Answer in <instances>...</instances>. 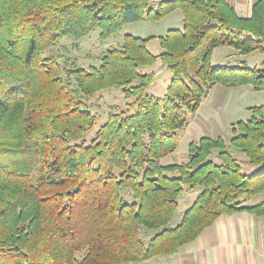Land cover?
Listing matches in <instances>:
<instances>
[{"label": "trees", "instance_id": "obj_1", "mask_svg": "<svg viewBox=\"0 0 264 264\" xmlns=\"http://www.w3.org/2000/svg\"><path fill=\"white\" fill-rule=\"evenodd\" d=\"M151 2L0 0V264H140L177 254L222 216L264 217V202L247 205L264 193V106L229 144L202 138L187 162H162L215 85L264 92V63L211 65L221 47L264 55V0L251 18L228 0ZM177 10L184 28L160 38V55L147 48L153 37L130 34L96 65L59 51ZM159 61L172 75L163 98L147 92L156 74L141 72ZM113 88L126 110L98 126L90 101ZM183 194L192 202L173 227Z\"/></svg>", "mask_w": 264, "mask_h": 264}, {"label": "rangeland", "instance_id": "obj_2", "mask_svg": "<svg viewBox=\"0 0 264 264\" xmlns=\"http://www.w3.org/2000/svg\"><path fill=\"white\" fill-rule=\"evenodd\" d=\"M153 1V0H151ZM160 0H156L158 4ZM153 4V5H154ZM183 14L180 10L170 14L160 21H151L148 19L136 21L125 25L118 30L107 41L99 39L100 29H96L90 35L78 42V48L75 47L76 42L68 41L66 38L62 46L65 47L67 53L59 51L71 59L76 58L78 63L85 66L97 64L99 56L110 47H119L124 43V36L132 35L142 39L153 37L148 42L147 48L154 55H160L163 49L160 45V38L165 37L171 30H183ZM66 57V58H67ZM246 63L248 67L259 68L264 63V55L261 53H253L247 56H240L230 47H221L214 51L211 65L213 67H234ZM144 74L155 73L156 81L148 87V94L155 97L163 98L172 81L171 72L162 65L155 64L148 70L142 69ZM92 104V112L98 115L97 125L100 126L105 122L107 113L114 111L117 108L126 110L127 102L121 94V90L113 88L101 93L96 99L90 101ZM264 106V92H257L250 86L241 87H224L215 85L203 98L198 112L189 117V126L179 136L178 148L175 153L163 159V165L181 164L188 161L189 145L192 142H199L202 138L218 139L222 138L227 144L232 139V129L240 122H246L252 117V112L249 110L254 107ZM242 156V157H241ZM239 159L243 160L245 156L238 155ZM244 173H252L255 167L248 164H242ZM186 194L182 195L180 208L172 222V226L178 225L182 215L191 201H183ZM264 202V194L254 197L247 205L253 206ZM148 237H153L155 232L146 231ZM149 238V239H150ZM166 256L155 257L157 261H152L151 264H157L158 260H164ZM160 262V261H159ZM164 264V262H163Z\"/></svg>", "mask_w": 264, "mask_h": 264}, {"label": "crops", "instance_id": "obj_3", "mask_svg": "<svg viewBox=\"0 0 264 264\" xmlns=\"http://www.w3.org/2000/svg\"><path fill=\"white\" fill-rule=\"evenodd\" d=\"M228 1L240 17L251 18L257 0ZM166 257L157 264H264V217L248 213L222 216L194 242ZM152 261L157 260L140 264Z\"/></svg>", "mask_w": 264, "mask_h": 264}]
</instances>
